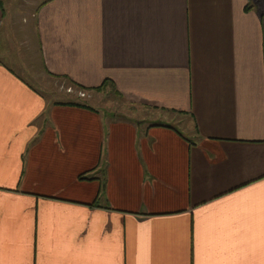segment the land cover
I'll use <instances>...</instances> for the list:
<instances>
[{
  "label": "crops",
  "instance_id": "0c3cea01",
  "mask_svg": "<svg viewBox=\"0 0 264 264\" xmlns=\"http://www.w3.org/2000/svg\"><path fill=\"white\" fill-rule=\"evenodd\" d=\"M0 264H264V0H0Z\"/></svg>",
  "mask_w": 264,
  "mask_h": 264
},
{
  "label": "rangeland",
  "instance_id": "374dc122",
  "mask_svg": "<svg viewBox=\"0 0 264 264\" xmlns=\"http://www.w3.org/2000/svg\"><path fill=\"white\" fill-rule=\"evenodd\" d=\"M18 28L19 27H16V29ZM6 64H9L11 67H13L15 63H11L10 61H8V63ZM16 70H17L18 76L21 77V79L24 80L28 85H30L29 87H31L36 93H39V95L42 98L44 99L46 98L48 100H60V101L68 100L66 99V96H64V90H65L64 86L66 84L65 80L61 78L51 79L50 80L51 88L47 89L45 87V83L49 81L42 74L41 63L39 59L33 58L31 59V62L28 64H26L25 62L23 68L18 69L16 65ZM36 89H38V91ZM69 93H72L73 95L76 94L77 96H79L78 91L76 89H71ZM100 95L102 98L99 101H102V103L99 102L98 105H99V110L102 113L107 112V115H108L110 111L120 113L118 112L119 110H123V109L125 110L126 106H125L124 101H118V98L115 97L114 93H112L111 90L105 89V91L102 92ZM89 101H97V100L89 99ZM154 120H158L160 122L165 121V119L162 117L158 118V117L149 116L148 118L149 122H152Z\"/></svg>",
  "mask_w": 264,
  "mask_h": 264
},
{
  "label": "trees",
  "instance_id": "16d2710c",
  "mask_svg": "<svg viewBox=\"0 0 264 264\" xmlns=\"http://www.w3.org/2000/svg\"><path fill=\"white\" fill-rule=\"evenodd\" d=\"M246 9H247V6H246ZM58 78H61L59 76H57ZM64 78V77H62ZM66 78V77H65ZM66 81V85L67 86H73L74 89H76L77 91H80L81 90H84L85 87H82L81 85L69 80V79H64ZM104 82L101 83V85H99L98 87H94L92 89H94L93 91L95 92H104L105 89H100L101 87L104 86ZM110 90V89H109ZM84 91H87V90H84ZM81 92V91H80ZM64 96H66V99L68 100H64V101H60V100H55L57 104H72V105H76V106H82L84 108H87V109H91V110H94L96 112H99V102L102 103V101H89V99H87L86 97H80V96H77L76 94H72V93H68L65 95L64 93ZM109 113H113V112H109ZM78 179L82 180V179H89V176L86 174V173H82L80 175H78Z\"/></svg>",
  "mask_w": 264,
  "mask_h": 264
},
{
  "label": "built area",
  "instance_id": "2783aa9c",
  "mask_svg": "<svg viewBox=\"0 0 264 264\" xmlns=\"http://www.w3.org/2000/svg\"><path fill=\"white\" fill-rule=\"evenodd\" d=\"M66 91H70V90L69 89H66ZM78 95L79 96H83V93L78 91Z\"/></svg>",
  "mask_w": 264,
  "mask_h": 264
}]
</instances>
